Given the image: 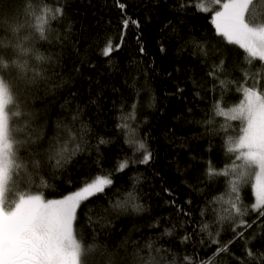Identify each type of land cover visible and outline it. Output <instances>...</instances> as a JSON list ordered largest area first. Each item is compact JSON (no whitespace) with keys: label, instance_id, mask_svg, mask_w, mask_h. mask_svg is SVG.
<instances>
[{"label":"trees","instance_id":"obj_1","mask_svg":"<svg viewBox=\"0 0 264 264\" xmlns=\"http://www.w3.org/2000/svg\"><path fill=\"white\" fill-rule=\"evenodd\" d=\"M204 3L0 0V14L20 25H0V57L32 69L29 83L5 72L19 85L10 108L22 116L11 126L29 130L15 133L24 167L5 197L61 198L111 177L77 212L75 230L93 249L88 264H264L254 167L227 150L245 124L217 115V105L243 100V87L264 91V61L219 35ZM255 7L264 14V0ZM45 9L56 11L41 38ZM209 166L228 171L209 175Z\"/></svg>","mask_w":264,"mask_h":264},{"label":"snow or ice","instance_id":"obj_2","mask_svg":"<svg viewBox=\"0 0 264 264\" xmlns=\"http://www.w3.org/2000/svg\"><path fill=\"white\" fill-rule=\"evenodd\" d=\"M209 2L221 8L215 11L212 18L217 33L225 37L229 43L238 45L249 57L264 61V19L260 18L264 14H258L255 7L261 0H209ZM199 10L210 11L203 4ZM49 11L55 15L56 10L45 9L37 17V30L41 38H44ZM3 24H8L12 32L20 28L16 20L0 14V25ZM20 51L26 54L28 50L21 48ZM112 51L113 46L109 43L103 55L109 56ZM37 59L43 57L37 56ZM9 61L5 63L0 57V264H88V255L93 249L75 230L77 212L82 202L97 193H102L112 184L110 178L97 177L63 199L46 200L38 194H20L12 205L7 208L5 206L8 185L14 173L24 167L19 162L17 154V146L22 142L15 138V133L29 131L27 128L14 129L11 126L12 117L22 116L18 108L17 110L10 108L17 104L19 85L9 75H5V72L13 73L18 79L29 83V72L32 71L27 61H15L10 57ZM223 63L221 61L217 69L221 68ZM209 75H215V72H210ZM224 83L221 81V84ZM242 92L243 100L238 106L225 111L217 105V115L233 121L241 120L246 124L238 140L228 141L230 146L227 150L238 153L237 159L243 161L240 167L258 168L254 183L255 203L252 207L261 210L260 214L264 215V91L255 87H243ZM28 139L30 140V135ZM139 147L144 148V145L140 144ZM148 159L150 154H146L141 162H147ZM119 167L123 169L127 164L121 163ZM227 171L221 172L211 166L208 168L209 175H223ZM231 171H236V167L234 166ZM231 191L238 193L236 181L232 182ZM238 202L237 195L235 201L230 203L231 208L239 214L241 209ZM133 208L139 210L140 206L133 205ZM146 264L154 262L150 260Z\"/></svg>","mask_w":264,"mask_h":264},{"label":"rangeland","instance_id":"obj_3","mask_svg":"<svg viewBox=\"0 0 264 264\" xmlns=\"http://www.w3.org/2000/svg\"><path fill=\"white\" fill-rule=\"evenodd\" d=\"M205 7H208L210 10H211V13H212V18H213V16H214V13H215V11H217V10H221V8H220V6L219 7H217V8H212L211 7V5H213V4H206V3H204L203 4ZM242 102V101H241ZM240 102V103H241ZM239 103V104H240ZM238 104V105H239ZM238 105H236V106H238ZM235 107V106H234ZM231 109V108H230ZM230 109H227L226 111H228V110H230ZM244 124H245V122H244ZM245 126H246V124H245ZM254 167V183H255V173L258 171V168H256L255 166H253ZM100 177V176H99ZM106 177H108V178H110L111 179V177H109V176H106ZM80 190V189H79ZM78 191V190H77ZM76 192V191H75ZM72 193H74V192H72ZM72 193H70V194H68V195H71ZM33 195H37V194H33ZM38 195H41V194H38ZM68 195H66V196H68ZM65 197V196H64ZM64 197H61V198H55V199H63ZM46 199V198H45ZM47 200V199H46ZM13 202H14V199H13V197H9V196H7V197H5V206H6V208L8 207V206H10V205H12L13 204Z\"/></svg>","mask_w":264,"mask_h":264}]
</instances>
